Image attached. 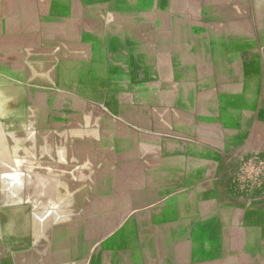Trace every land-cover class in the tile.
<instances>
[{
    "label": "crops",
    "instance_id": "0c3cea01",
    "mask_svg": "<svg viewBox=\"0 0 264 264\" xmlns=\"http://www.w3.org/2000/svg\"><path fill=\"white\" fill-rule=\"evenodd\" d=\"M226 11L225 32L179 40L148 73L100 70L98 98L70 111L72 168L97 176L135 260L146 243L150 264H264V186L246 168L264 158V19Z\"/></svg>",
    "mask_w": 264,
    "mask_h": 264
},
{
    "label": "rangeland",
    "instance_id": "374dc122",
    "mask_svg": "<svg viewBox=\"0 0 264 264\" xmlns=\"http://www.w3.org/2000/svg\"><path fill=\"white\" fill-rule=\"evenodd\" d=\"M227 5L252 30L264 19V0H0V264H150L97 176L72 168L70 111L98 98L100 70L141 76L179 40L225 32ZM246 168L264 186V158Z\"/></svg>",
    "mask_w": 264,
    "mask_h": 264
},
{
    "label": "built area",
    "instance_id": "2783aa9c",
    "mask_svg": "<svg viewBox=\"0 0 264 264\" xmlns=\"http://www.w3.org/2000/svg\"><path fill=\"white\" fill-rule=\"evenodd\" d=\"M263 178H264V175H263Z\"/></svg>",
    "mask_w": 264,
    "mask_h": 264
}]
</instances>
